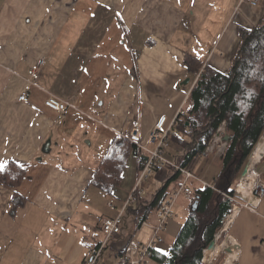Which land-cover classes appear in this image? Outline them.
Here are the masks:
<instances>
[{"label":"crops","instance_id":"1","mask_svg":"<svg viewBox=\"0 0 264 264\" xmlns=\"http://www.w3.org/2000/svg\"><path fill=\"white\" fill-rule=\"evenodd\" d=\"M263 15L264 0L256 7L247 0H0V161L24 170L14 188L0 185V264H83L104 240L101 223L116 218L134 190L145 160L131 153L119 186L106 193L92 179L110 144L127 138L135 123L143 143L161 118L174 124L198 77L184 58L226 71L239 30H252ZM49 95L72 107L60 114L47 108ZM230 141L222 124L198 161L204 175L193 173L204 185L219 175ZM251 157L241 179L250 186L245 194L240 183L235 187L248 208L232 204L215 235L221 244L205 256L209 264H264V199L253 195L257 180L264 182V148L250 165ZM153 174L161 187L152 199L139 187L101 264H114L131 244L152 236L127 210L149 204L163 188L164 204L174 195L167 188L183 182L173 170ZM154 210L145 221L154 220ZM181 223L171 216L162 234L175 238Z\"/></svg>","mask_w":264,"mask_h":264},{"label":"trees","instance_id":"2","mask_svg":"<svg viewBox=\"0 0 264 264\" xmlns=\"http://www.w3.org/2000/svg\"><path fill=\"white\" fill-rule=\"evenodd\" d=\"M238 34V49L224 72L202 67L191 55L184 58L188 72L198 77L173 124L179 134L170 140L173 162L194 173L207 143L222 124L231 132V141L219 175L211 184L193 189L189 216L169 252L155 251L156 264H202L203 251L209 248L230 214L233 204L230 198L236 199L235 187L264 136V15L252 30L240 29ZM131 153L137 154L139 150L127 138L113 140L94 172L92 184L113 193ZM23 174V168L11 163L0 173V185L14 188ZM164 197L165 188L157 191L149 204L129 208L127 212H133L135 221L141 224L154 208L162 205ZM20 200L15 195L12 204L18 205Z\"/></svg>","mask_w":264,"mask_h":264},{"label":"built area","instance_id":"3","mask_svg":"<svg viewBox=\"0 0 264 264\" xmlns=\"http://www.w3.org/2000/svg\"><path fill=\"white\" fill-rule=\"evenodd\" d=\"M260 1L262 0H247V2L253 7L258 6ZM42 64L43 61L38 64V67H40ZM37 70H39V68L35 69V72ZM18 100L22 103H27V94L25 93L21 95ZM45 106L59 114L65 112L67 108L72 107L68 101L59 99L54 95H49L48 99L45 101ZM172 137H176V132L173 129V122L167 125L165 117L161 118L152 128L148 138L146 139V143L141 141L139 125L138 123H135V126L131 129L127 138L132 144L135 145L140 153L145 156V160L143 161L142 168L138 175L136 186L125 202L119 215L114 219H106L101 223V228L104 233V240L98 246L92 248L89 251V255L84 259L83 264H101L103 252L107 244L114 236L121 234V227L123 224L125 211L131 204L135 202L136 193L139 190L143 180L146 179L150 174L156 172H163L167 169L174 170L183 176V182L181 186L166 203L154 210L153 221H144L141 225L142 227L148 228L152 231L150 240L146 244H131L129 250L125 254L119 256L114 264H150L153 261L157 246L163 243L162 233L165 231V227L172 216V208L176 202V199L178 196L183 195L185 198L190 200V202L192 200V189L190 186H187L188 180L194 179L197 180L201 185H204V183L195 177L192 172L180 168L174 162H170L164 157V151L169 146L170 139ZM149 144L153 145V149L148 148ZM253 195L256 201H261L264 199L263 181L257 180ZM230 199L233 202V205L242 208H248L247 203H241L235 198ZM202 264H205L203 263V258Z\"/></svg>","mask_w":264,"mask_h":264},{"label":"rangeland","instance_id":"4","mask_svg":"<svg viewBox=\"0 0 264 264\" xmlns=\"http://www.w3.org/2000/svg\"><path fill=\"white\" fill-rule=\"evenodd\" d=\"M176 132V131H175ZM179 136V134L176 132V137H178ZM173 138V137H172ZM171 140V139H170ZM262 140H264V136H262V138L259 140V143H260V141H262ZM258 143V144H259ZM209 143H207V145H208ZM257 144V145H258ZM206 145V146H207ZM257 147V146H256ZM256 147H255V149H256ZM148 148L149 149H153V145H148ZM254 149V150H255ZM171 142H170V144H169V146L165 149V151H164V157L168 160V161H170V162H173V159H172V157H171ZM254 152V151H253ZM253 152H252V154H253ZM250 158V157H249ZM206 167V165H203V166H201L199 163L196 165V167H195V174H199V173H201V171H203V169ZM174 171V170H173ZM201 174H203L204 175V172H202ZM212 174V171L208 168V169H206V175H207V180L209 181L210 179H211V175ZM155 174H150L146 179H144L143 180V182H142V184H141V186H140V189L144 192V195H143V197L144 198H146V199H152L151 198V194H153L154 193V191L155 190H157L158 188H160L161 187V182L159 183V182H154V176ZM241 182V178L239 179V182L238 183H240ZM170 183V182H169ZM178 183H179V181L178 182H176V183H174L173 185L171 184L167 189V191H166V193L167 194H171V195H173L174 194V192L176 191V188L178 189V187H179V185H178ZM187 184L190 186V187H193V189L194 188H197L198 187V184L195 182V181H193V180H190V181H188L187 182ZM238 185V184H237ZM192 189V190H193ZM172 197V196H171ZM190 200H188L187 198H185L183 195H180V196H178V198L176 199V202L174 203V206H173V208H172V217L174 218V220H178V221H180V222H182V223H184V221L187 219V217L189 216V213H190ZM129 223V222H128ZM181 223V224H182ZM126 231H128V232H131V233H134V229H133V227L131 226V225H128V228H126L125 229ZM144 231H148V230H144ZM136 232V231H135ZM139 235H141V237L143 236V234L142 233H140ZM162 236H164V241H163V243L159 246L161 249V252L163 253V254H165V253H168L169 252V249H170V246H171V244H172V242H173V240H174V238L172 239L171 237H169V236H165V234H162ZM140 237V238H141ZM135 238H139V236H136ZM217 238V239H216ZM216 240L214 239V241H216L214 244H215V246H219L220 244H221V238H220V236H216ZM216 243H217V245H216ZM216 247V248H217ZM215 248V249H216ZM218 251H220V250H218ZM105 255V254H104ZM104 255H103V258H104ZM106 256H107V254L105 255V258H106ZM212 257V256H211Z\"/></svg>","mask_w":264,"mask_h":264},{"label":"bare ground","instance_id":"5","mask_svg":"<svg viewBox=\"0 0 264 264\" xmlns=\"http://www.w3.org/2000/svg\"><path fill=\"white\" fill-rule=\"evenodd\" d=\"M263 148H264V140H262L256 147V149L254 150L253 154H252V157H251V163H254L259 157H260V154L261 152L263 151ZM253 167V166H252ZM253 169V168H252ZM252 172V170H250ZM251 175L250 178L248 177L247 179H250V181H253V174H249ZM242 181V180H241ZM245 182V181H244ZM244 182H240V184L238 185V189L240 192H242L243 194L246 193V188L249 187V183L248 184H245ZM252 184V182H251ZM211 250L210 249H207L205 252H204V257H203V263L207 264V259L205 258V256L210 252ZM232 260H228L226 261L227 264L230 263Z\"/></svg>","mask_w":264,"mask_h":264},{"label":"water","instance_id":"6","mask_svg":"<svg viewBox=\"0 0 264 264\" xmlns=\"http://www.w3.org/2000/svg\"><path fill=\"white\" fill-rule=\"evenodd\" d=\"M248 171H249V168H248V164H247V165L245 166L243 172H242L241 179L247 176ZM195 206H196V204L194 203L193 206H192V210L195 209ZM214 245H215L214 242H212V243L210 244V246H209L208 249H212V248L214 247Z\"/></svg>","mask_w":264,"mask_h":264},{"label":"snow or ice","instance_id":"7","mask_svg":"<svg viewBox=\"0 0 264 264\" xmlns=\"http://www.w3.org/2000/svg\"><path fill=\"white\" fill-rule=\"evenodd\" d=\"M84 71L87 72V69H84ZM6 167H7V161H0V173H3Z\"/></svg>","mask_w":264,"mask_h":264}]
</instances>
